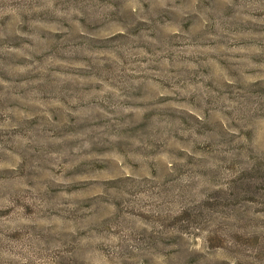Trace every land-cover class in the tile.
Masks as SVG:
<instances>
[{
	"label": "rangeland",
	"instance_id": "rangeland-1",
	"mask_svg": "<svg viewBox=\"0 0 264 264\" xmlns=\"http://www.w3.org/2000/svg\"><path fill=\"white\" fill-rule=\"evenodd\" d=\"M0 264H264V0H0Z\"/></svg>",
	"mask_w": 264,
	"mask_h": 264
}]
</instances>
